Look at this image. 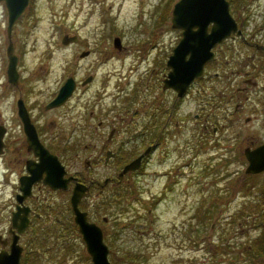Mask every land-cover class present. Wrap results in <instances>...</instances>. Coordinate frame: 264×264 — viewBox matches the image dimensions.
<instances>
[{
	"label": "rangeland",
	"instance_id": "rangeland-1",
	"mask_svg": "<svg viewBox=\"0 0 264 264\" xmlns=\"http://www.w3.org/2000/svg\"><path fill=\"white\" fill-rule=\"evenodd\" d=\"M175 1L29 0L8 37L0 0V123L11 131L0 152L2 237L9 236L17 159L24 153L14 139L21 95L46 143L86 179L102 181L109 173L101 144L112 127L122 163L157 143L118 187L91 186L80 204L102 227L112 264H264V171L246 172L243 154L244 146L264 140V55L242 38L215 45L204 75L177 97L162 87L167 57L180 39L171 26ZM231 11L255 32L254 39L245 36L264 45V0H231ZM66 33L77 40L62 43ZM9 40L18 55L16 84L6 73ZM70 75L72 94L45 108ZM243 75L258 80L256 90L236 89ZM92 157L97 161L86 169L84 160ZM33 193L27 203L37 213L18 240L20 264H92L69 207L71 185L36 186Z\"/></svg>",
	"mask_w": 264,
	"mask_h": 264
},
{
	"label": "water",
	"instance_id": "water-1",
	"mask_svg": "<svg viewBox=\"0 0 264 264\" xmlns=\"http://www.w3.org/2000/svg\"><path fill=\"white\" fill-rule=\"evenodd\" d=\"M7 8L6 31L10 37L13 24L17 17L23 12L29 0H3ZM171 21L173 27L182 28V35L172 52L169 54L166 64L169 66L166 76L163 79V88L171 87L181 96L187 89L189 83L204 70L206 61L213 57L212 47L216 42L228 36L231 30H236V20L229 11L228 0H177L172 8ZM210 24V29L207 30ZM76 33L64 34L62 43H69L77 40ZM113 44L121 48L120 37L113 38ZM88 50L82 51L81 56L87 54ZM8 57L6 73L8 81L15 84L18 81L17 54L14 53L13 43L10 40L6 46ZM91 75L86 77L82 83L88 82ZM75 80L68 76L60 86L56 95L47 103V107L57 106L63 103L73 92ZM18 113L24 123V130L27 135L29 147L33 149L38 160L34 163L27 162L29 174L19 179V191L15 197L19 205L11 213L10 230L11 240L8 250L0 249V264H20L22 245L19 244V233L23 232L29 223L28 205H22L23 200L32 194V184L42 180L51 188H65L70 180H76L73 175L65 176L64 165L58 156L48 150L39 140L34 125L30 121L25 109L23 99L18 98ZM3 147V130L0 128V152ZM148 151V147L135 158L126 162L119 172L123 175L129 170L139 167L142 156ZM248 160L246 172H259L264 169V142L255 147L247 146L244 150ZM89 191V184L82 181H75L70 195V204L73 210L74 221L85 242L87 252L90 254L92 264H112L108 258V245L103 239L101 227L93 221L88 220L87 212L79 207V202Z\"/></svg>",
	"mask_w": 264,
	"mask_h": 264
},
{
	"label": "flooded vegetation",
	"instance_id": "flooded-vegetation-1",
	"mask_svg": "<svg viewBox=\"0 0 264 264\" xmlns=\"http://www.w3.org/2000/svg\"><path fill=\"white\" fill-rule=\"evenodd\" d=\"M228 2H229V11H230V13L232 12L231 11V0H228ZM173 5H174V3L172 4V7L170 8V11H171V15H172V8H173ZM168 11H169V9H168ZM232 14V13H231ZM232 16H233V14H232ZM234 17V16H233ZM234 19L236 20V24H237V28H236V30H231V32L228 34V36H226V37H224V38H222V40L220 41V42H216L215 43V45H218V44H221V43H225V41L226 42H233L235 39H239V38H242L243 39V41L245 42V43H249L250 45H253V46H255V47H253V50H259V51H261L262 53H263V55H264V45L263 44H260V43H258V42H252L251 40H249L250 38L252 39H254L255 38V32H249V31H247L246 30V21L242 18V19H240V20H238L237 19V17L235 18L234 17ZM171 26H172V21H171ZM173 27V26H172ZM176 28H178V29H180V37H181V35H182V28H179V27H176ZM210 29V24L208 25V27H207V30H209ZM248 34V33H250L251 34V36L250 37H246L245 36V34ZM179 37V38H180ZM179 40V39H178ZM214 45V46H215ZM213 46V47H214ZM213 47H212V49H213ZM123 48H124V46H123ZM214 53H215V51L213 50V56H214ZM213 58V57H212ZM211 60V59H210ZM210 60H208V61H210ZM208 61H206L205 62V64H204V70H205V65H206V63L208 62ZM204 70H203V73H204ZM239 69H237V71L236 72H239L238 71ZM168 71V70H167ZM201 74L200 76H197V77H195L190 83H189V85H188V87H187V89H186V91L185 92H187V90H188V88H190L191 87V85H193L194 83H195V81H197V80H199V78L200 77H202V75H204V74ZM166 74H167V72H166ZM164 79V78H163ZM241 81H243V85L241 86V85H238L237 86V90L238 91H240V90H242V89H247V88H252V89H254V90H256L257 89V87H258V85H259V82H258V80L257 79H254V78H250V76H248V75H243V77L241 78ZM162 82H163V80H162ZM167 88H169V87H167ZM172 89V88H171ZM174 90V89H173ZM175 91V90H174ZM230 91V89H228V91L227 92H229ZM176 92V91H175ZM184 92V93H185ZM227 92H226V95H229V98H232L234 95L231 93V94H227ZM183 93V94H184ZM220 93H222L221 91H220ZM182 94V95H183ZM181 95V96H182ZM176 96H177V94H176ZM177 97H180V96H177ZM18 98H22L23 99V103H24V106H25V109H26V111H27V114H28V116H29V119H30V121L33 123V125H34V128H35V131H36V134H37V136H38V138H39V140L48 148V150L50 151V152H52V153H54V154H56L57 156H58V158H59V160L61 161V163L64 165V168H65V170H66V172L64 173V175L65 176H68V175H73V176H75L76 177V180L77 181H82V182H84V183H89V191H88V193L85 195V196H83L82 198H81V200H80V202H79V206H80V204H81V202H83L86 198H87V196H88V194H89V192H90V189H91V186H94V185H99L100 186V191L102 190V189H105L106 187H110V186H112V187H118L120 184H121V182L123 181V177L126 175V174H128L129 172H133V171H136V170H138V169H140L141 168V165H142V163H143V161L145 160V155L144 156H142V158H141V163H140V166L137 168V169H135V170H129V171H127V172H125L123 175H120L119 174V172L122 170V167H123V165L126 163V162H128L129 160H131L132 158H135L137 155H139L141 152H138V153H135V155L133 156V157H131V159H129L128 161H126V162H124V163H122V157H121V146H120V142L118 143V146H112V144H113V142H114V136H115V134H116V131H115V128L114 127H112L107 133H106V137H105V141H103V143L101 144V151L104 153V158H103V164L106 166V167H108L110 170H109V173L107 174V175H105L104 177H103V179H102V181H100L98 178L97 179H92V178H89V179H86L85 178V176L80 172V171H78V170H75V171H73V172H71V171H69L68 170V167H67V164H66V162H65V160H64V157H63V154L61 153V152H59L58 150H54L50 145H48V143H46V141L44 140L45 139V135L41 132V126H40V123H39V119L36 117V115H35V113H34V111H33V107H31L29 104H28V102L26 101V99L23 97V96H19ZM227 98H228V96H227ZM47 103L48 102H46V104H45V108H48L47 107ZM15 104H16V113H17V117H18V119H19V123H18V125L20 126V129H18V135H16V138L14 137V139L16 140V141H21V145H20V147H22L23 148V150L24 151H18V152H20V153H23V155H20L19 156V158L17 159V162L19 163V165L21 166V168H20V171L18 172V177H17V179H18V184H19V179H20V177L21 176H23V175H27V174H29V172H28V170H27V162H32V163H34L35 161H37L38 160V156L37 155H35V153H34V151H33V149L32 148H30L29 147V143L27 142V135H26V133H25V130H24V123H23V120L21 119V116L19 115V113H18V105H17V99H16V101H15ZM239 106H241V102L240 101H238V103L236 102L235 103V109H237V108H239ZM228 121L229 122H232V117H230V118H228ZM165 125V123L163 122V126ZM224 124H221V125H214L213 126V128H212V130H213V132H215V133H217L218 132V130H220V129H222V126H223ZM226 126H228V123H227V125ZM0 128L3 130V151H4V149H6L8 146H9V141H10V135H11V131L8 129V127L7 126H5V124L4 123H0ZM21 132V134H19ZM160 134H162V132H158L157 133V135L156 136H160ZM21 139H20V138ZM218 139V138H217ZM12 141V140H11ZM228 141H229V138H228ZM217 142V141H216ZM262 142H264V140H262L261 142H259V143H257V144H255V145H246V146H244V148H243V154H244V157H246L245 156V152H244V150H245V148L247 147V146H249V147H255L256 145H258V144H260V143H262ZM16 143V142H15ZM156 142H154V143H149L148 145H146V147L145 148H147L148 147V151H147V153L146 154H150L151 152H153L154 151V149H155V147H156ZM19 147V148H20ZM144 148V149H145ZM143 149V150H144ZM58 151V152H57ZM22 156V157H21ZM247 159V158H246ZM97 161V158L96 157H92V158H86L85 160H84V167L86 168V169H88V168H90L91 166H92V163H94V162H96ZM247 163H248V160H247ZM246 166H247V164H246ZM246 166H245V168H246ZM261 171H264V169L263 170H261ZM261 171H259V172H261ZM76 180H70L69 182H68V184H67V187H65V188H55V189H53V188H51L48 184H45V183H43L42 182V180H40V181H36V182H34L33 184H32V194L31 195H29L28 197H26L24 200H23V202H22V205H28L29 207H30V209H29V224H28V227L29 226H31L32 225V223H33V221H32V218H33V214L37 211L36 209H34L33 207H32V205L31 204H28L27 202H28V198H31V197H33V195H34V193H33V189L36 187V186H44V187H47L48 189H51V190H61V189H68V187L71 185V192H72V189H73V185H74V183H75V181ZM17 192V191H16ZM15 192V193H16ZM70 195H71V193H70ZM69 203H70V197H69ZM17 205H19V203L16 201L15 203H14V209L16 208V206ZM69 207H70V210H71V212L73 211L72 210V206H71V204H69ZM80 208H81V206H80ZM14 209H12V211L14 210ZM82 209V208H81ZM12 211H11V213H12ZM37 213V212H36ZM73 213V212H72ZM104 218V220L106 219V217L105 216H103ZM87 218H88V213H87ZM88 220H90L89 218H88ZM90 221H93V222H95L94 220H90ZM95 223H97V222H95ZM74 224L76 225V228H77V224L74 222ZM98 224V223H97ZM99 225V224H98ZM100 226V225H99ZM28 227L26 228V229H28ZM102 228V227H101ZM13 229H15V228H13V227H11L10 225L8 226V228H7V232L9 233V236H4V237H2V235L0 234V242H1V244H2V247H0V249H2V248H5V246L7 245L8 247H9V242H10V240H11V232H10V230H13ZM25 229V230H26ZM78 229V228H77ZM102 231H103V229H102ZM22 233H24V232H22ZM22 233H20L19 234V238H20V236H21V234ZM103 234H104V232H103ZM23 246V245H22Z\"/></svg>",
	"mask_w": 264,
	"mask_h": 264
}]
</instances>
